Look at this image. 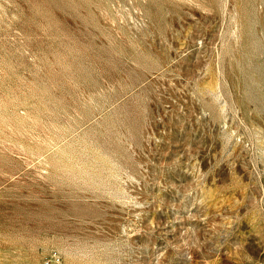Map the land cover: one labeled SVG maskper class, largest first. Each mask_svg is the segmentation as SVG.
<instances>
[{"label": "rangeland", "instance_id": "rangeland-1", "mask_svg": "<svg viewBox=\"0 0 264 264\" xmlns=\"http://www.w3.org/2000/svg\"><path fill=\"white\" fill-rule=\"evenodd\" d=\"M0 264H264V0H0Z\"/></svg>", "mask_w": 264, "mask_h": 264}]
</instances>
